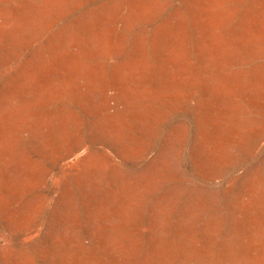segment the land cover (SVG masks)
I'll list each match as a JSON object with an SVG mask.
<instances>
[{"label": "rangeland", "instance_id": "rangeland-1", "mask_svg": "<svg viewBox=\"0 0 264 264\" xmlns=\"http://www.w3.org/2000/svg\"><path fill=\"white\" fill-rule=\"evenodd\" d=\"M0 264H264V0H0Z\"/></svg>", "mask_w": 264, "mask_h": 264}]
</instances>
